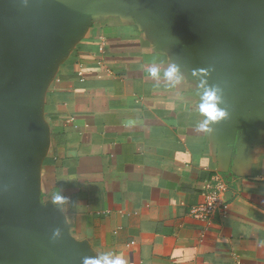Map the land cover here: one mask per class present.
I'll return each mask as SVG.
<instances>
[{"label": "crops", "instance_id": "obj_1", "mask_svg": "<svg viewBox=\"0 0 264 264\" xmlns=\"http://www.w3.org/2000/svg\"><path fill=\"white\" fill-rule=\"evenodd\" d=\"M236 7L33 0L0 55V264H264V0ZM203 81L229 113L212 132L198 127ZM217 176L227 213L195 218Z\"/></svg>", "mask_w": 264, "mask_h": 264}, {"label": "clouds", "instance_id": "obj_2", "mask_svg": "<svg viewBox=\"0 0 264 264\" xmlns=\"http://www.w3.org/2000/svg\"><path fill=\"white\" fill-rule=\"evenodd\" d=\"M151 77L160 79L161 69L153 66L148 69ZM163 78L170 82V85L175 87L180 84L183 76L180 68L175 63H170L169 66L163 71ZM202 91H198L200 96L199 113L203 120L198 124L200 130L204 132H212L214 123L221 122L228 118L229 113L226 108L220 105L224 102L221 95V89L218 86H210L207 81H203L200 86ZM67 200L62 194H56L53 197L54 204H61ZM61 235V230L56 229L53 233V239ZM82 264H126V261L119 255L111 252L97 255L95 257H84Z\"/></svg>", "mask_w": 264, "mask_h": 264}, {"label": "water", "instance_id": "obj_3", "mask_svg": "<svg viewBox=\"0 0 264 264\" xmlns=\"http://www.w3.org/2000/svg\"><path fill=\"white\" fill-rule=\"evenodd\" d=\"M203 10L218 13L224 17L237 13L236 0H193ZM33 9V0H0V55L2 51L13 45L16 37L24 29L25 23ZM2 133L0 132V141ZM7 200L0 182V225L7 226L11 216ZM10 209V208H9Z\"/></svg>", "mask_w": 264, "mask_h": 264}, {"label": "built area", "instance_id": "obj_4", "mask_svg": "<svg viewBox=\"0 0 264 264\" xmlns=\"http://www.w3.org/2000/svg\"><path fill=\"white\" fill-rule=\"evenodd\" d=\"M228 182L222 177L212 179L203 191V200L192 206L189 213L195 218L209 220L217 211L227 213L229 204L226 199Z\"/></svg>", "mask_w": 264, "mask_h": 264}]
</instances>
